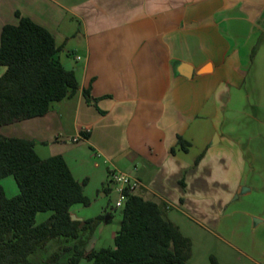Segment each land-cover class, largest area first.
<instances>
[{
  "label": "crops",
  "instance_id": "obj_1",
  "mask_svg": "<svg viewBox=\"0 0 264 264\" xmlns=\"http://www.w3.org/2000/svg\"><path fill=\"white\" fill-rule=\"evenodd\" d=\"M17 13L51 33L79 90L0 136L64 158L89 200L71 216L103 218L88 249L120 211L117 169L191 240L187 264H264V0H0V46Z\"/></svg>",
  "mask_w": 264,
  "mask_h": 264
},
{
  "label": "trees",
  "instance_id": "obj_2",
  "mask_svg": "<svg viewBox=\"0 0 264 264\" xmlns=\"http://www.w3.org/2000/svg\"><path fill=\"white\" fill-rule=\"evenodd\" d=\"M6 25L1 34L0 128L45 116L54 102L74 95L79 86L72 71L58 64L51 33L28 18ZM84 96L91 100L90 92ZM180 145L184 146L180 138ZM34 142L0 136V181L12 177L18 194L9 197L0 184V264H33L30 257L50 241L75 240L70 264H187L192 242L170 221L162 206L134 193L120 210L122 223L114 248L86 252L83 234L93 233L103 218L72 220L73 206L89 205L83 185L61 156L38 157ZM198 158L196 164L199 163ZM42 213H51L38 223ZM84 245V247L79 246ZM49 264H62L54 255Z\"/></svg>",
  "mask_w": 264,
  "mask_h": 264
},
{
  "label": "rangeland",
  "instance_id": "obj_3",
  "mask_svg": "<svg viewBox=\"0 0 264 264\" xmlns=\"http://www.w3.org/2000/svg\"><path fill=\"white\" fill-rule=\"evenodd\" d=\"M0 184L5 188L7 195L10 197L15 195L18 192V187L13 178H6L0 181ZM49 215L50 213L39 214L37 217L38 223H41V221L46 219L47 216ZM120 216H121V212L118 211V213L115 215L114 222L106 227V231L103 234L104 238L102 239L101 243L97 246L96 250H99L102 247L103 248L112 247L113 242L110 238V231H112L116 227L117 228L120 227V221H119ZM85 234L86 232L83 234V237H85L87 244L86 243L84 244L85 247L84 245L82 246L84 247L86 252H89L91 251L88 249L90 248L88 247L89 238H87ZM75 244H77V241L75 240L57 239V240L50 241L45 247L39 249L35 254H33L30 257V262H32L33 264H49L52 257L54 255H58L59 261L62 264H70L71 258L75 255V252H74ZM81 264H90V263L83 260Z\"/></svg>",
  "mask_w": 264,
  "mask_h": 264
},
{
  "label": "built area",
  "instance_id": "obj_4",
  "mask_svg": "<svg viewBox=\"0 0 264 264\" xmlns=\"http://www.w3.org/2000/svg\"><path fill=\"white\" fill-rule=\"evenodd\" d=\"M108 182L118 196L115 203V208L118 210L124 208L128 198V194L135 193L141 188V183L139 180L117 169H113L110 171L108 175ZM170 208L171 206L167 207V209Z\"/></svg>",
  "mask_w": 264,
  "mask_h": 264
},
{
  "label": "water",
  "instance_id": "obj_5",
  "mask_svg": "<svg viewBox=\"0 0 264 264\" xmlns=\"http://www.w3.org/2000/svg\"><path fill=\"white\" fill-rule=\"evenodd\" d=\"M188 71H189V70L187 69V72H188ZM189 72H190V71H189ZM187 76H190V73H188V74H187ZM72 220H74V221H75V220H76V218L72 217Z\"/></svg>",
  "mask_w": 264,
  "mask_h": 264
}]
</instances>
